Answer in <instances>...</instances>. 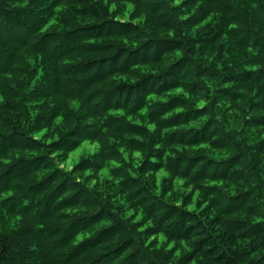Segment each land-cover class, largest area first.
<instances>
[{
  "label": "clouds",
  "instance_id": "1",
  "mask_svg": "<svg viewBox=\"0 0 264 264\" xmlns=\"http://www.w3.org/2000/svg\"><path fill=\"white\" fill-rule=\"evenodd\" d=\"M0 264H264V0H0Z\"/></svg>",
  "mask_w": 264,
  "mask_h": 264
}]
</instances>
